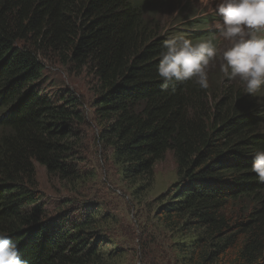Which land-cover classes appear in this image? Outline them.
Instances as JSON below:
<instances>
[{
  "label": "trees",
  "instance_id": "16d2710c",
  "mask_svg": "<svg viewBox=\"0 0 264 264\" xmlns=\"http://www.w3.org/2000/svg\"><path fill=\"white\" fill-rule=\"evenodd\" d=\"M157 4L0 0V233L27 264H124L128 257L107 228L115 216L81 199L94 178L80 158L81 129L90 122L74 89L44 88L47 62L92 77L94 140L136 190L172 154L177 180L150 219L169 234L173 264H264V183L251 170L253 154L264 150V88L247 94L219 69L208 71L207 89L191 80L162 89L164 40L213 38L190 8L160 25ZM173 22L183 25L170 28ZM185 26L199 28L185 34ZM35 164L80 196L46 197Z\"/></svg>",
  "mask_w": 264,
  "mask_h": 264
},
{
  "label": "rangeland",
  "instance_id": "374dc122",
  "mask_svg": "<svg viewBox=\"0 0 264 264\" xmlns=\"http://www.w3.org/2000/svg\"><path fill=\"white\" fill-rule=\"evenodd\" d=\"M154 2L159 6L154 16L162 23L160 25L164 26L166 19L172 21L173 16L178 13L183 17L190 8L192 11L195 10L197 15L202 16L203 22L207 24L204 30L211 33L217 47H223L227 43L212 27L220 20V17L215 14L217 0H154ZM182 25L173 22L170 28L182 27ZM184 28L187 29L185 34H191V30L199 27L185 26ZM219 69L220 61L217 59L210 64L208 71L214 72ZM44 75V88L49 89V92L65 85L83 97L84 110L87 112L90 125L81 129V166L87 172H91L94 178L81 190V199L97 200L103 211L115 216L116 220L107 228L112 236L113 244L123 248L128 256L124 264H173V259L170 257L173 251L169 234L150 219L156 200L168 192L177 180L176 164L172 154L167 152L155 163L151 184L146 187L143 183V187L140 188L143 190H136L135 185L122 179L118 167L110 159L108 150L104 151L94 140L98 128L90 108V102L94 98L92 77L83 69L72 72L68 68L51 62L46 63ZM258 133H264V128ZM35 167L38 188L46 194V197L54 200L67 195L80 196L64 191L57 180L46 173L43 166L35 164ZM138 182H145V180ZM156 241L158 243L152 247Z\"/></svg>",
  "mask_w": 264,
  "mask_h": 264
},
{
  "label": "clouds",
  "instance_id": "9594fccd",
  "mask_svg": "<svg viewBox=\"0 0 264 264\" xmlns=\"http://www.w3.org/2000/svg\"><path fill=\"white\" fill-rule=\"evenodd\" d=\"M212 25L227 43L217 47L212 39L193 42L183 35L164 40L157 66L161 88L173 82L194 81L209 87L208 68L219 59L220 72L243 83L244 92L256 96L264 88V0H217ZM251 170L264 183V150L255 151ZM0 264H27L17 243L0 233Z\"/></svg>",
  "mask_w": 264,
  "mask_h": 264
}]
</instances>
